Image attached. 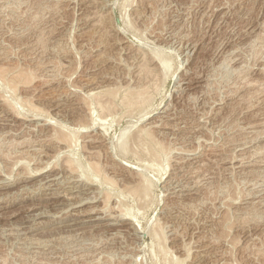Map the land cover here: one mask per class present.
Here are the masks:
<instances>
[{
  "label": "rangeland",
  "instance_id": "1",
  "mask_svg": "<svg viewBox=\"0 0 264 264\" xmlns=\"http://www.w3.org/2000/svg\"><path fill=\"white\" fill-rule=\"evenodd\" d=\"M0 68V264H264V0H0Z\"/></svg>",
  "mask_w": 264,
  "mask_h": 264
},
{
  "label": "bare ground",
  "instance_id": "2",
  "mask_svg": "<svg viewBox=\"0 0 264 264\" xmlns=\"http://www.w3.org/2000/svg\"><path fill=\"white\" fill-rule=\"evenodd\" d=\"M5 2H7V1H5ZM2 18V17H1ZM35 45V44H34ZM38 45V44H37ZM36 46V45H35ZM37 47V46H36ZM138 50V49H137ZM143 52V51H142ZM2 53V52H1ZM4 53V52H3ZM38 53V52H37ZM141 53V52H140ZM144 55V54H143ZM144 57V56H143ZM36 58V57H35ZM145 58V57H144ZM144 58H143V61H144ZM169 58V57H168ZM149 59V58H148ZM162 59V58H161ZM164 59H166V58H164ZM162 61V60H161ZM166 61V60H165ZM142 63V62H141ZM146 63V62H145ZM169 63V62H168ZM162 65H163V68H164V71H166V73L169 71V69H171V64H167V63H165L164 62V60L162 61ZM149 66V65H148ZM157 67V66H156ZM146 68H148V67H146ZM55 69V68H54ZM53 69V70H54ZM144 69H145V67H144ZM3 69H1L0 68V74H1V71H2ZM141 70H142V68H141ZM146 70H149V69H146ZM3 71H5V69L3 70ZM172 71V70H171ZM170 71V72H171ZM86 72V71H85ZM2 73H4V75H5V72H2ZM25 73V72H24ZM26 73H29V72H26ZM12 74V73H11ZM144 74H145V71H144ZM150 74V73H149ZM152 74V73H151ZM3 75V74H2ZM2 75H0V78L2 77ZM5 76H7V74L5 75ZM5 76H3V77H5ZM12 76V75H11ZM11 76H7V77H9L10 78V80H12V81H10V80H8L7 79V77L5 78V80L2 82V83H6L7 85H9V86H11L12 88H13V86H16V84H17V82L16 83H12L13 81L15 82V80L16 81H18V78H19V76L18 75H16L17 77H16V79H15V77L13 78V77H11ZM14 76V75H13ZM140 76V75H139ZM147 77H150V75H148ZM244 77V76H243ZM11 78H13V79H11ZM104 78V77H103ZM145 78H146V75H145ZM144 78V79H145ZM4 78H2V80H3ZM26 79V78H25ZM88 79V78H87ZM147 79V78H146ZM145 79V80H146ZM154 79H156V78H154ZM7 80V81H6ZM20 80V79H19ZM150 80V79H149ZM6 81V82H5ZM156 81V80H155ZM154 81V82H155ZM244 81V80H243ZM20 82V81H19ZM18 82V83H19ZM23 82V81H22ZM28 82V81H27ZM88 82V81H87ZM150 82H153L152 80L150 81ZM137 83V82H136ZM156 83V82H155ZM5 84V85H6ZM97 84V83H96ZM152 84V83H151ZM157 84V83H156ZM181 85V84H180ZM151 86V85H150ZM156 86V85H155ZM237 86V85H236ZM5 87V86H4ZM77 87V86H76ZM132 87V86H131ZM148 87V86H147ZM154 87V86H153ZM11 88V89H12ZM142 88V86L141 87H138V88H132V89H127L126 90V92H125V94H124V96H123V106H125V105H127V106H130V107H133V106H137V105H139L140 106V103H143L144 105H147L145 102H147V103H149V101H150V99H152V97H150V96H147V93L145 94L144 93V91L141 89ZM149 88V87H148ZM108 89V88H107ZM119 89V88H118ZM123 89H125V88H123ZM155 89V88H154ZM182 89V88H181ZM186 89V88H185ZM15 90H16V88H15ZM70 90V89H69ZM147 90H149V89H147ZM12 91H13V89H12ZM146 91V90H145ZM176 91V90H175ZM114 92H118V90H116V91H112V92H110V97H112V95H117L116 93H114ZM121 91H119V94L121 95V93H120ZM123 92H124V90H123ZM103 92H101V94H102ZM92 94V93H91ZM104 94V93H103ZM149 94V93H148ZM15 95V94H14ZM93 96L91 97L92 98V100L93 101H95V103L97 104L98 103V105L99 106H101V111H104L105 110V108L106 109H108L109 107H113V106H115V104L113 105V106H111L110 104L112 103L110 100H108L107 102H105V101H102V102H105V104H101L102 102L100 101V99L101 98H99V93H96V94H92ZM115 95L113 96L114 98H115ZM9 96V95H8ZM1 97V96H0ZM4 97V96H3ZM6 97V96H5ZM101 97H103V96H101ZM79 98H80V96H79ZM97 98H99V99H97ZM148 98H149V100H148ZM61 99V98H60ZM103 99V98H102ZM20 100V99H19ZM86 100H89V99H86ZM5 101V100H4ZM75 101V100H74ZM6 102V101H5ZM11 102V101H10ZM25 103V102H24ZM90 103V102H89ZM124 103H126V104H124ZM7 104V103H6ZM9 104H11V103H9ZM83 105H86V103L85 104H83ZM82 105V106H83ZM89 105V104H88ZM97 105V106H98ZM121 105H122V103H121ZM14 106V105H13ZM98 106V107H99ZM139 106H137L138 108H139ZM10 107H11V105H10ZM29 107H31V106H29ZM136 107V108H137ZM144 107V106H143ZM142 107V108H143ZM12 108V107H11ZM33 108V107H32ZM89 108V110H88V112H90V114H91V110H90V107H88ZM115 108V107H114ZM126 109H127V107H125ZM129 108V107H128ZM137 108V109H138ZM155 108H157V107H155ZM13 109H15V108H13ZM34 109V108H33ZM36 109V108H35ZM87 109V108H86ZM136 109V110H137ZM144 109V108H143ZM17 110V109H16ZM37 110V109H36ZM41 110V109H40ZM130 110H132V109H129V111ZM134 110V109H133ZM132 110V111H133ZM145 110V109H144ZM150 110V109H149ZM154 110V109H153ZM169 110V109H168ZM113 111V110H112ZM131 111V112H132ZM146 111V110H145ZM107 112H109V110H107ZM165 112V111H164ZM15 113V112H14ZM18 113V112H17ZM134 113V112H133ZM142 113H144V112H142ZM141 113V114H142ZM147 113H150V112H147ZM152 113V112H151ZM49 114V113H48ZM89 114V113H88ZM139 114H140V112H139ZM146 114V113H145ZM145 114L144 115H142L143 117L142 118H140L141 120L144 118V116H145ZM100 115H102L101 113H100ZM99 115V117H101ZM134 115V114H133ZM147 115V114H146ZM19 117H21V116H19ZM26 118V117H25ZM139 118V117H138ZM20 119V118H19ZM91 119V118H90ZM101 120V119H100ZM100 120H99V122H100ZM90 121V120H89ZM139 121V120H138ZM46 122V121H45ZM48 122V121H47ZM73 123V122H72ZM93 123H94V121H93ZM177 123V122H176ZM60 124V123H59ZM94 124H96V123H94ZM29 126V125H28ZM143 126V125H142ZM57 127V126H56ZM145 127V126H144ZM144 127H142V128H139L138 129V131H137V138H136V140L138 141V143L137 144H139V145H141V146H145L146 147V145H148V142L143 138V135L145 134V132L147 133L148 132V126H147V128L148 129H146V128H144ZM179 127V126H178ZM31 128V127H30ZM133 128H135V127H132V129ZM167 128V127H166ZM53 129V128H52ZM58 129H59V127H58ZM137 129V128H136ZM151 129V128H150ZM124 130H126V129H124ZM55 131V130H54ZM56 131H58V130H56ZM62 131V130H61ZM152 131V130H151ZM59 132H60V130H59ZM63 132H65V131H63ZM62 132V133H63ZM78 132V131H77ZM120 132H122V131H120ZM126 132V131H125ZM130 132H131V130H130ZM69 133V132H68ZM105 133V132H104ZM128 133V132H127ZM144 133V134H143ZM150 133V132H149ZM167 133V132H166ZM56 133H54L53 134V136L55 135ZM70 134V135H69ZM69 134H67V133H64V134H59V139H60V141L61 140H63V141H69L70 142V140L72 139V137H70L71 135H73V134H71V133H69ZM78 133H76V134H74V136L77 138V135ZM50 135V134H49ZM77 135V136H76ZM91 135V134H90ZM116 135V134H115ZM132 134L130 133V134H127V136H126V134L125 133H122L121 134V136H120V140H119V144H118V148H119V154H120V156L122 155V159H123V157L126 155V154H129V153H133L132 155H137V151H133V149L131 150V148L132 147H130L131 145H129V143H130V139L132 140V136H131ZM147 135V134H146ZM151 135V134H150ZM84 136H86V135H84ZM89 136V135H88ZM96 136V135H95ZM57 137V136H56ZM74 137V139H72L73 140V142L76 140V138ZM80 137V136H79ZM99 137V136H98ZM51 138H52V136H51ZM58 138V137H57ZM71 138V139H70ZM103 138V137H102ZM148 138H149V136H148ZM56 140V139H55ZM54 140V141H55ZM91 140V139H90ZM99 140V139H98ZM136 140H135V142H136ZM148 140H150L151 142L150 143H152V141L153 140H151V139H148ZM92 141V140H91ZM56 142H57V140H56ZM95 142V141H94ZM99 142V141H98ZM133 142V141H132ZM67 143V142H66ZM113 143V142H112ZM149 143V144H150ZM57 144V143H56ZM60 144H64V142L63 143H61L60 142ZM158 143H156V145H157ZM185 144H186V142H185ZM134 145V144H133ZM153 145H155V144H153ZM153 145H151L152 147H153ZM155 145V147H157ZM179 145V144H178ZM74 146V145H73ZM72 146V143H71V147H73ZM150 146V145H149ZM149 146H147V147H149ZM63 147V146H62ZM134 147V146H133ZM164 147V146H163ZM162 147V148H163ZM167 147V146H166ZM165 147V148H166ZM135 148V147H134ZM138 147H136V149H137ZM39 149V148H38ZM42 149V148H41ZM142 149V148H141ZM146 149V148H145ZM144 149V150H145ZM159 149V148H158ZM156 150L155 151V149H152V148H150L149 147V151H151L153 154H154V158H156V159H158V160H161V159H159V158H161L160 157V153H161V155H163L166 151H169V150H165V149H159V150ZM143 150V149H142ZM141 150V151H142ZM148 150V149H147ZM259 150H261V149H259ZM59 151V150H58ZM40 152V151H39ZM61 152V151H60ZM89 152V151H88ZM139 152V151H138ZM143 152V151H142ZM146 152V151H145ZM185 152H187V151H185ZM199 152V151H198ZM107 153V152H106ZM105 153V154H106ZM163 153V154H162ZM202 153V152H201ZM257 153V152H256ZM92 154V153H91ZM107 155V154H106ZM166 155V154H165ZM168 155V154H167ZM61 156V155H60ZM68 156V155H67ZM115 156H116V154H115ZM137 156H139V154L137 155ZM64 157V156H63ZM62 157V158H63ZM88 157V156H87ZM125 157H127V155L125 156ZM131 157V156H130ZM151 157V156H150ZM91 158V157H90ZM89 158V159H90ZM94 158V157H93ZM93 158H91V159H93ZM97 158V157H96ZM117 158H119V157H117ZM129 158V157H128ZM138 158V157H137ZM168 158V157H167ZM126 159V158H125ZM152 160V159H151ZM158 160H156L157 161V163H158ZM189 160V159H188ZM66 161V163H69V164H66V165H69V166H73L72 164H75V162H73V160H70V159H66V160H64V162ZM153 161V160H152ZM155 161V162H156ZM89 162V164H90V160L88 161ZM161 162V161H160ZM116 163V162H115ZM57 164V163H56ZM59 164V163H58ZM61 164V163H60ZM79 165V164H78ZM117 165V164H116ZM158 165V164H157ZM68 166V167H69ZM94 171H95V174L94 175H96V179L97 180H93V177L91 178V175H87L86 173H85V179L87 178V180H90V181H98L99 179H100V176L102 175V173H101V171H100V167H99V165L98 164H96V163H92L91 162V164L89 165ZM134 167V166H133ZM168 167V166H167ZM58 168V167H57ZM82 168V167H81ZM116 168V167H115ZM114 168V169H115ZM122 168V167H121ZM129 168V167H128ZM160 168H162L161 166H160ZM171 168V167H170ZM173 168V167H172ZM196 168V167H195ZM70 168H67V172L69 173V174H66V175H69V176H73L75 173L73 172V171H71V170H69ZM75 170H76V168H74ZM152 169V168H151ZM43 170V169H42ZM91 170V169H90ZM144 170V169H143ZM157 171H158V169H156ZM197 170V169H196ZM20 171V170H19ZM77 171V170H76ZM92 171V170H91ZM137 171V170H136ZM136 171H134V172H136ZM97 172V173H96ZM138 172V171H137ZM22 173V172H21ZM94 173V172H93ZM153 173V172H152ZM27 174V173H26ZM138 174V173H137ZM136 173H135V175H131V176H134V178H136V177H141V176H138ZM178 174V173H177ZM74 177V176H73ZM79 177H81V178H83V176H79ZM102 178H104L105 179V176L103 175V176H101ZM111 177H113V176H111ZM111 177H109V178H111ZM130 177V176H129ZM176 177V176H175ZM58 178V177H57ZM71 178V177H70ZM141 178H143V177H141ZM154 178V177H153ZM174 178V177H173ZM15 179V178H14ZM72 179V178H71ZM70 179V180H71ZM156 179H158V178H155V180ZM177 179V178H176ZM109 180V179H108ZM124 180V179H123ZM134 180V179H133ZM137 180V179H136ZM141 180V179H140ZM143 180V179H142ZM145 181H139V182H137L138 184H136L135 186H133V187H131L130 188V192L133 194V195H135V196H139L138 198H140L141 200H143L145 203H148V200L149 199H152L151 198V195L153 194L152 193V187L155 185V183H154V181L153 180H150V179H148V178H145L144 179ZM171 180V179H170ZM3 181V180H2ZM5 181V180H4ZM115 181V180H114ZM135 181V180H134ZM177 181V180H176ZM69 182V181H68ZM108 182V181H107ZM118 182V181H117ZM156 182V181H155ZM158 182V181H157ZM197 182V181H196ZM87 184V183H86ZM92 184V183H91ZM112 185H113V183H112ZM202 185V184H201ZM60 186V185H59ZM114 186V185H113ZM131 186V185H130ZM196 187V186H195ZM61 188V187H60ZM154 188V187H153ZM26 192V191H25ZM65 192V191H64ZM104 192V191H103ZM106 192H108V191H106ZM112 193V192H111ZM110 193V194H111ZM103 194H105V192L103 193ZM106 194H109V193H106ZM105 194V195H106ZM110 194L108 195V196H110ZM206 194V193H205ZM176 196V195H175ZM107 197V196H106ZM109 198V197H108ZM177 198V197H176ZM63 199V198H62ZM86 199V198H85ZM103 201V200H102ZM107 201H109V199L107 200ZM139 201V200H138ZM142 201V202H143ZM150 201H152V200H150ZM149 201V202H150ZM80 202H82V200L80 201ZM77 203V202H76ZM111 203V202H110ZM118 203H120L118 206H120L121 205V201L120 202H118ZM107 204V203H106ZM115 204V203H114ZM201 205V204H200ZM105 206V205H104ZM142 206H144V205H142ZM183 206V205H182ZM112 208H114V206L112 207ZM119 208V207H118ZM117 208V209H118ZM186 208V207H185ZM128 209V208H127ZM127 209H125V211H124V213H122L121 211H123V210H121L120 212L121 213H119L120 215H117L116 213L115 214H111L110 216H113V218L116 216H119V218H122V219H130V220H133V219H131L129 216H133V214H130L129 213V211L127 210ZM86 210V209H85ZM100 210V209H99ZM111 210H113V209H111ZM110 210V211H111ZM119 211V210H118ZM113 212V211H112ZM115 212H116V209H115ZM92 213H94V212H92ZM243 213V212H242ZM107 214V213H106ZM108 214H110V213H108ZM110 216H109V218H110ZM134 217V216H133ZM118 218V219H119ZM98 219V218H97ZM102 219H103V217H102ZM158 219V218H157ZM160 220V219H159ZM134 221V220H133ZM136 221V220H135ZM159 222V221H158ZM158 222H156V224H154V225H152V226H154L153 228V230L150 232V234H151V236H152V241L160 248V250L159 251H164V249H165V247H163V245H162V237L164 236H162V234L163 233H161V230L159 231V227H160V225H159V223ZM158 223V224H157ZM161 224V223H160ZM111 225V224H110ZM159 228V229H158ZM175 230V229H174ZM109 231V230H108ZM146 231H148V230H146ZM164 232V231H163ZM177 232V231H176ZM108 233V232H107ZM166 236V235H165ZM206 237V236H205ZM115 238V237H114ZM165 238V237H164ZM163 238V239H164ZM107 241V240H106ZM165 241H166V239H165ZM164 244V243H163ZM165 245V244H164ZM153 246V245H152ZM185 246V245H184ZM106 248V247H105ZM158 248V249H159ZM162 249V250H161ZM257 249V248H256ZM153 250V249H152ZM96 251V250H95ZM166 253H168V252H170V251H165ZM164 252V253H165ZM159 253V252H158ZM165 253V254H166ZM104 254V253H103ZM162 254H163V252H162ZM172 254V253H171ZM136 255V254H135ZM154 255V254H153ZM166 255H169V254H166ZM173 255V254H172ZM189 255V254H188ZM129 256V255H128ZM164 257V256H163ZM167 257V256H166ZM170 257V256H169ZM169 257H168V259H169ZM77 258V257H76ZM155 258V257H154ZM164 259V261H165V259H167V258H163ZM171 259H173V258H171ZM123 260V259H122ZM174 260V259H173ZM155 261V260H154ZM169 262H171L170 260H169ZM130 263V262H129ZM137 264V263H136ZM155 264V263H154ZM165 264V263H164ZM171 264H184L183 263V261H181V260H174V261H172V263Z\"/></svg>",
  "mask_w": 264,
  "mask_h": 264
}]
</instances>
